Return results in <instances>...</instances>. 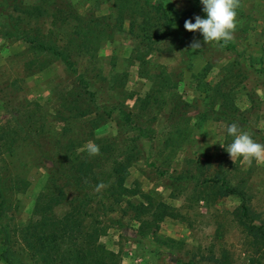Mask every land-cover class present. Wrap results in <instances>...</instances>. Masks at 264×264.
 <instances>
[{
	"label": "rangeland",
	"instance_id": "1",
	"mask_svg": "<svg viewBox=\"0 0 264 264\" xmlns=\"http://www.w3.org/2000/svg\"><path fill=\"white\" fill-rule=\"evenodd\" d=\"M159 1L174 17L171 29L152 10ZM202 7L199 0H0V176L28 183L11 185L0 207V252L11 264H37L14 230L30 218L51 160L87 152L89 141L109 150L100 168L108 170V157L130 158L125 186L169 207L168 216L161 205L151 209L142 227L132 213L110 216L100 243L118 264H264V163L234 162L219 143L232 142L225 128L237 123L264 144V0H239L234 51L185 29V21L205 17ZM32 8L43 14L30 16ZM205 74L218 90L209 109L199 92ZM227 188L240 195L222 197ZM242 203L248 212L240 221ZM240 222L258 231L250 235Z\"/></svg>",
	"mask_w": 264,
	"mask_h": 264
},
{
	"label": "trees",
	"instance_id": "2",
	"mask_svg": "<svg viewBox=\"0 0 264 264\" xmlns=\"http://www.w3.org/2000/svg\"><path fill=\"white\" fill-rule=\"evenodd\" d=\"M152 10L167 23L168 29L175 26L174 17L170 16L161 1L153 4ZM28 14L34 17L43 12L39 8H32ZM24 40L38 45L39 49L56 53L55 47H47L43 43L37 44L36 38L31 39L30 36H26ZM218 45L227 51L236 50L232 40L223 43L222 46ZM63 59L68 62L66 58ZM205 75L202 76L199 92H205L207 99L204 107L209 109L211 99L217 95L218 90L210 86ZM227 95L231 96L227 93H222L220 96L229 100ZM78 109L76 108L75 111L80 116ZM2 141L4 146L10 149V140L6 141L2 138ZM27 141L31 143L32 140ZM101 143L97 156L82 152L80 155L71 156L68 161L60 155L54 160L55 162L51 160L53 168L49 172L50 180L35 200L30 218L20 223L14 230L17 241L21 244L22 253L27 259L37 264H118L116 254L100 243V239L109 229L108 222L112 221L110 216L116 213L117 209L124 215L132 213V219L141 227L147 223L143 222L142 217L151 209L157 210L160 205L163 209L161 214L170 215L168 206L162 203L155 204L140 190L134 192L125 186L130 158L118 160L108 157L110 162L108 170L100 168L99 159L107 150L104 142ZM12 179L5 175L0 176V207H3L9 199L8 193L12 191L10 189L13 185L18 190H25L28 186L25 180ZM213 187L217 189L216 183H213ZM228 194L240 195L235 188H227V192L222 194V197ZM59 207H66L62 215L55 212ZM239 210L243 213L240 214ZM239 210L235 215L241 221V216L248 212L247 205L242 203ZM240 223L250 235H255V231H258L254 226ZM1 250L0 261L2 259L3 264H11L4 248Z\"/></svg>",
	"mask_w": 264,
	"mask_h": 264
},
{
	"label": "clouds",
	"instance_id": "3",
	"mask_svg": "<svg viewBox=\"0 0 264 264\" xmlns=\"http://www.w3.org/2000/svg\"><path fill=\"white\" fill-rule=\"evenodd\" d=\"M199 2L203 6L205 17L195 16L194 23L191 19L185 21V29L189 32H199L205 45L216 43L222 46L223 43L232 40L239 0H199ZM200 47L199 42H194L192 45V48ZM209 131L214 132L215 126L210 124ZM225 131L233 138L232 142L227 147L222 142L219 143L234 162L242 160L249 165L253 161L264 163V144L256 142L248 132L242 131L237 123L227 125ZM82 150L87 151L90 156L99 154V146L91 141Z\"/></svg>",
	"mask_w": 264,
	"mask_h": 264
}]
</instances>
